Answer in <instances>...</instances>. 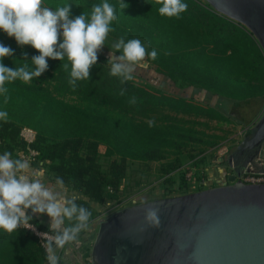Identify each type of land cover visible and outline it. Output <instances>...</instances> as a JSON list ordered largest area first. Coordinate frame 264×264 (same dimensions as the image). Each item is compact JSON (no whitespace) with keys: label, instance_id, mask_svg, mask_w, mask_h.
I'll use <instances>...</instances> for the list:
<instances>
[{"label":"trees","instance_id":"1","mask_svg":"<svg viewBox=\"0 0 264 264\" xmlns=\"http://www.w3.org/2000/svg\"><path fill=\"white\" fill-rule=\"evenodd\" d=\"M109 2L116 4V0ZM124 2L130 7L121 14L117 8L118 19L111 25L115 30L109 35L149 42V50L155 49L157 58L146 56L144 60L179 88L193 89L201 101H196V95H171L134 80L122 85L120 78L109 74L108 60L100 53L90 80L77 81L75 90L68 83L70 66L67 71L61 66L69 63L67 59H49L48 70L39 78L6 84L7 103L0 95V111L8 114L0 120V154L7 150L13 158L22 159L27 144L21 131L34 129L37 139L32 148L38 156L30 165L45 171L54 184L56 177L63 178L66 187L85 198L77 197L76 203L91 213L88 227L97 217L93 204H121L127 199L124 181L134 163L150 172L159 164L162 195L172 197L191 191L185 173L180 172L185 165L182 157L188 154L197 170L194 189H204L207 166H203L220 142L219 137L196 127L203 124L201 119L248 127L264 109V52L249 29L202 0H184L188 8L178 17L159 13L162 0ZM43 3L52 9L71 4L74 18L83 11L88 13L91 4L101 0ZM0 43L14 50L12 58L3 60L9 68L23 64L24 52L28 62L39 55L31 46L19 47L3 32ZM122 87L127 89L123 96L119 94ZM133 96L135 104L129 102ZM150 120L155 121L151 127ZM252 134L249 130L248 138ZM30 223L53 234L36 216ZM0 264H47V253L29 229L0 230Z\"/></svg>","mask_w":264,"mask_h":264},{"label":"clouds","instance_id":"2","mask_svg":"<svg viewBox=\"0 0 264 264\" xmlns=\"http://www.w3.org/2000/svg\"><path fill=\"white\" fill-rule=\"evenodd\" d=\"M129 7L124 0H116V4L101 0V3L91 4L88 13L83 11L73 18L71 4L52 9L45 6L43 0H0V32L14 38L19 47L31 46L39 53L28 62V54L24 52L23 64L9 68L3 60L12 58L14 50L0 43V95H4L5 103L8 100L6 84L16 80L28 83L39 78L48 70L49 59H67L69 63L61 66L65 71L70 66L68 83L73 90L77 81H89L98 54L109 33L115 30L111 25L118 19L117 8L121 14ZM187 8L184 0H162L159 13L178 17ZM112 47L116 52L110 50L109 74L120 78L122 85L135 78L136 66L146 56L152 60L157 58V51L149 50L150 43L140 39L120 37ZM117 52L119 56L115 55ZM126 92L127 89L122 87L119 94L123 96ZM129 102L135 104L136 97H131ZM7 116L6 111H0V120ZM148 123L151 127L155 121ZM30 168L27 159L13 158L7 150L0 154V230L12 233L29 224L35 216L47 215L48 229L54 234L47 244V260L48 264H59L56 250L77 239L88 227L91 213L76 203L75 195L63 194L67 191L63 178L56 177L55 186L50 187L41 181L36 171L33 170L30 176ZM149 219H155L154 212L149 213ZM66 220L75 222L66 225Z\"/></svg>","mask_w":264,"mask_h":264},{"label":"water","instance_id":"3","mask_svg":"<svg viewBox=\"0 0 264 264\" xmlns=\"http://www.w3.org/2000/svg\"><path fill=\"white\" fill-rule=\"evenodd\" d=\"M206 1L249 29L264 52V0ZM250 130L237 153L245 166L262 156L264 112ZM247 166L228 185L151 200L107 217L93 264H264V184L239 180ZM152 212L155 219H149Z\"/></svg>","mask_w":264,"mask_h":264},{"label":"rangeland","instance_id":"4","mask_svg":"<svg viewBox=\"0 0 264 264\" xmlns=\"http://www.w3.org/2000/svg\"><path fill=\"white\" fill-rule=\"evenodd\" d=\"M203 2H207L206 0H202ZM118 39L113 38L112 36L108 35V38L105 41L104 48L100 52L107 60L109 58L110 50L113 52H116V50L112 47L113 43L116 42ZM116 56H119L120 53H115ZM146 61L140 62L136 66L135 71V78L133 79L136 83L141 84L145 87L161 90L167 94L171 95H178L186 98H190L193 95H196L194 93V90L191 88H179L176 84L171 83L165 76L159 74L156 72L155 68L148 64L145 65ZM110 66V65H109ZM196 101H201L202 97L196 95ZM264 111V109H263ZM263 113V112H262ZM262 116V115H261ZM259 117V119L261 118ZM257 121L254 124H251L248 127H244L241 125H237L235 123H226L221 122L217 120L209 121L208 119H201L203 124L197 125L196 127L200 131H204L207 135L219 137L217 138V141L219 140L220 145L217 146L214 149H211L210 152L207 155V163L205 166L210 165V169H214L210 175L212 177V180L218 179L219 172L216 170V167L222 166L224 168L225 165L224 162L221 163L220 159H227L230 161V158L233 156V159L238 158V149L242 146L244 141L249 137L248 132L250 129L254 127V125L259 121ZM215 140V139H213ZM223 148H227V153L224 156L220 155V150ZM262 158H264V148L262 150ZM106 159H103V163L106 164ZM182 161H184L185 165L183 168H190L192 167L191 162H189L188 154H185L182 157ZM233 161V160H232ZM241 160H238V164H242ZM159 164H154L152 171H148L146 167H142L140 163H134L130 166L128 171V176L126 180L124 181V194L123 196L127 198L123 203L118 204L116 201H110L106 204H98L96 203V214L97 217L95 221L93 222L94 226H89V232L87 231L88 238L86 241V244L88 246H93L95 244L96 238L99 233L100 223L103 222L107 217L111 216L115 212L125 209L127 207L134 206L136 204L148 202L151 200H154L156 197H164L162 190L160 186V180H159ZM196 169V168H195ZM203 173V172H202ZM180 174H178L176 177L179 178ZM138 182L141 183V186H138ZM165 198V197H164ZM75 243L70 242L65 245L63 249H57V255L60 257L59 264H81L77 261L76 253H75ZM67 250L68 254L70 256V260H66L64 258V255H62L63 250ZM64 250V251H65ZM84 263H91L92 256H88L87 258H83Z\"/></svg>","mask_w":264,"mask_h":264},{"label":"crops","instance_id":"5","mask_svg":"<svg viewBox=\"0 0 264 264\" xmlns=\"http://www.w3.org/2000/svg\"><path fill=\"white\" fill-rule=\"evenodd\" d=\"M233 156L234 155H232V157L230 158V161L227 160V159H225V162L223 164V165H225L224 168L222 166L216 167V170L219 172V174H218L219 176H218V179L216 181L215 180H212V177L210 175V173L214 169H210V165L208 167H206V173H205L206 180H205V187H204V189L228 185L229 184V178L231 176H233V175L238 174L239 171H241V166L242 165L244 167L247 166V165L245 166L244 157H241L240 156V158H237L235 160V159H233ZM238 160H241L242 161L241 162L242 164H238ZM33 170L36 171L39 174V178L41 179L42 182H44L45 184H47L50 187L51 186H55V184L50 181V179L48 178V176L45 173V171H43L41 169H38V168H35V167L31 166L30 171H29V175L30 176H31V172ZM249 170H254V171H262V170H264V158H262V156H261L258 159V163L256 162L255 164H249L247 166V168H246V171H249ZM66 189H67V191L63 193L64 195L69 196V197L72 196V195H75L78 198H84L83 196H80L77 192L70 190L68 187H66ZM204 189H201V190H204ZM196 191H200V190L194 189V190L189 191V193L196 192ZM162 198H164V197H162ZM155 199H161V198L160 197H156ZM95 205L96 204H93L94 208H96ZM29 212H30V210H29ZM36 217L46 227L49 226V217H47V215H41V216H36ZM91 225L92 226H90V227H93L94 226V224H91ZM88 228L86 230L85 235L83 237H81L80 239L76 240V243H75V253H76V257H77L76 259L81 264H87V263L82 262L83 261V258H87L90 255L92 256V253H93V246H94V244L91 247L86 244V241H87V238H88L87 231L89 232V229ZM64 250L62 251V255H64V258L66 260H70V256L68 254V251L67 250L64 251ZM89 264H91V263H89Z\"/></svg>","mask_w":264,"mask_h":264},{"label":"built area","instance_id":"6","mask_svg":"<svg viewBox=\"0 0 264 264\" xmlns=\"http://www.w3.org/2000/svg\"><path fill=\"white\" fill-rule=\"evenodd\" d=\"M20 137L25 141L27 144V152L21 154V158L27 159L30 162L36 159L38 156V152L32 148V145L35 143L37 139V132L30 128V127H24L21 131ZM227 148H223L220 150V155L224 156L227 153ZM180 172H184L185 176L189 182L191 190H194L196 185L198 184V181L196 179V172L197 170L193 167L190 168H182ZM241 182L248 185H262L264 184V171L255 172V171H246L243 173L241 178H239ZM21 228H26L34 232L40 239L41 245L45 249L47 253V244L52 238L53 234L40 231L35 225L29 224L21 226ZM54 243V242H53ZM48 255V253H47ZM48 264V260H47Z\"/></svg>","mask_w":264,"mask_h":264},{"label":"flooded vegetation","instance_id":"7","mask_svg":"<svg viewBox=\"0 0 264 264\" xmlns=\"http://www.w3.org/2000/svg\"><path fill=\"white\" fill-rule=\"evenodd\" d=\"M238 155V154H237ZM238 158H240V156L238 155Z\"/></svg>","mask_w":264,"mask_h":264}]
</instances>
